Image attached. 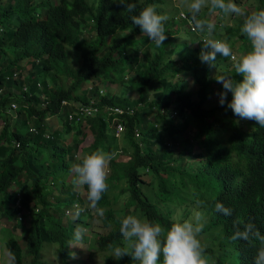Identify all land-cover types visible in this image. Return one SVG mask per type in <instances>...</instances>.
Instances as JSON below:
<instances>
[{
	"label": "trees",
	"instance_id": "1",
	"mask_svg": "<svg viewBox=\"0 0 264 264\" xmlns=\"http://www.w3.org/2000/svg\"><path fill=\"white\" fill-rule=\"evenodd\" d=\"M155 1L161 0H129L136 5L135 11L129 14L122 5L112 0H97L96 7L88 0H53L45 5V11L35 9L33 0H0V24L5 28L0 31V201L2 194L10 198L13 193L8 188L13 186L23 193L24 199L40 197L43 209L47 210L44 186H48L51 181L49 172L51 170L54 179H57L58 169L62 176L72 171L71 162L65 158L69 156L77 161V157L66 150H78L79 134L82 133L92 136L91 149L100 147L106 152L130 154L128 162H117L114 159L111 163L121 167L118 177L124 176L129 182L127 190L130 201L141 204L148 215L164 227L167 225L163 222L168 223L169 218L160 213L148 199L145 200L137 186L139 166H150L160 185L170 179H165L162 173L171 178L177 177L174 185L176 188L190 189L197 199L204 201L203 207L209 218L203 230L216 246L207 248L209 264H255L261 243L257 240L251 243L245 240L232 241L231 236L237 222L241 220L254 223L264 235V127L253 120L254 130H244L228 118L215 117L210 120L195 111H188L197 103L190 99L192 92L186 88L187 81L197 70L205 69L200 59L203 49L199 41L201 35L189 32L184 19L174 13L164 22L167 39L160 47H156L141 32L140 27L131 22L132 15L138 14ZM234 2L248 13L264 9V0ZM202 16L208 18L207 9ZM215 16L217 24L225 21L223 36L219 37L228 42L229 38L238 36L241 42H245L247 37L240 31L244 17L232 16L228 24L218 12ZM8 17L21 18L25 24H42L31 27L21 24L15 30L6 23H9ZM174 24H178L176 30H172ZM41 27L44 30L38 43L34 47L28 46L27 40ZM124 32L129 34L120 36ZM178 32L182 37H178ZM99 44L108 47L111 59L96 57L94 46ZM68 47L73 48V61L68 59L71 52ZM24 58L27 61L21 66L20 75H28L30 78L25 84L27 90H16L17 87H23L27 77L15 80L10 71L17 60ZM67 66L74 78L68 86L63 83L62 75L66 73L64 68ZM126 70L134 81L132 85L125 83L127 75L123 71ZM103 78L116 83L124 93L102 91L104 95L93 103L95 109L92 112L90 105L78 103L77 100L88 103L91 97L97 96L100 89L94 87L90 96L87 91L79 90L84 81ZM35 92H45L46 100L50 102L44 103L40 96H35ZM133 92L138 93L136 98L129 96ZM19 93L20 96L34 95L28 97L30 104L25 112L13 107L15 100L19 105L15 98ZM198 94L200 100L207 97L205 83ZM63 98L74 101L70 110L75 120L64 123V131L62 127L49 124L45 119L47 113L56 109L58 101L61 102ZM229 99H232L231 91L227 92L226 100ZM173 103L176 115L171 116L169 107ZM215 105L218 103L212 102L213 108ZM111 108L113 126L108 127L105 115L107 109ZM118 123L123 127L115 133L114 128ZM194 123L197 129L193 131L192 141L180 139L182 126ZM74 128L75 135L73 141H70L67 134ZM203 129L207 130L205 140L200 139ZM166 139L179 140L181 143L180 160L176 165H169V162L176 161L170 149L159 148L160 143ZM13 143H20V146ZM194 144L199 150L197 154L203 158L195 163L196 171L190 172L191 164H183V155L191 151ZM55 152L56 156L51 162ZM60 154L61 162L57 164ZM218 160L233 161L239 167L241 179L221 184L216 191L208 173L212 164ZM73 181L63 186L66 197L58 198L55 202L56 211L61 215L74 202H80L79 208L85 202ZM84 188L86 191L87 186ZM165 193H169L168 197L172 198L175 188L170 192L166 189ZM85 197L87 201V194ZM217 200L232 210L230 216L215 211L213 202ZM99 204L103 206L107 202L101 201ZM92 218L93 214L84 206L83 212L66 227L62 225V219L52 213L38 216L31 230L32 243L29 247L37 254L38 246L44 241L57 242L61 244L59 251L68 264V257L73 250L66 244L74 237L77 226H90ZM100 222L102 226H110L111 229L105 236L100 232L95 234L96 238L89 247L110 249L109 245L114 242L119 244V220L114 218L110 209L103 217L100 216ZM121 262L120 259L108 256L103 264Z\"/></svg>",
	"mask_w": 264,
	"mask_h": 264
},
{
	"label": "clouds",
	"instance_id": "2",
	"mask_svg": "<svg viewBox=\"0 0 264 264\" xmlns=\"http://www.w3.org/2000/svg\"><path fill=\"white\" fill-rule=\"evenodd\" d=\"M52 1L53 0H33V7L45 11V5H49ZM112 2L122 5L124 10L129 14L133 13L136 9V5L130 3L129 0H112ZM90 4L96 7L94 2ZM151 4L152 5L144 7L138 14L132 15L131 22L139 26L141 32L149 37L150 41L154 42L156 47H160L167 39L164 22L169 19V16L157 11L161 9L159 7L161 2L155 1L151 2ZM178 7L187 10V12L186 10L184 11L185 13L181 11L183 14L181 17L177 13ZM175 8H177V11H175ZM205 9L208 10L209 19L202 16ZM217 12L224 20L232 16L244 17L240 31L247 39L245 42H241V40L238 39V43L241 42L239 47L241 51H237V43H235L236 38H229L227 42L226 39L219 37L223 36L225 21L218 24L216 23L215 14ZM169 13H171L170 16L175 13L181 19H184L185 27L189 32L192 30L194 31L193 34L201 35L199 41H201L200 45H203L200 59L201 62L204 63L203 66L205 69L201 71L197 70V73L189 78L194 88L187 90L192 92L190 99L197 104L188 108V111L190 113L195 111L197 114L203 115L205 119L210 120H214L215 117L228 118L236 122V124L244 130H254L255 126L253 120L256 121L259 126L264 127V9L248 13L242 6L236 4L234 0H178L177 5L175 4L174 9L170 10ZM212 13L213 15H211ZM8 21L9 23H6L9 27H13L15 30H17L21 24L27 27L42 24H25L21 18L13 17H8ZM226 21L230 24L229 20ZM187 25L189 27H187ZM173 26L176 28L177 24ZM220 27L223 30L219 35L216 33V30ZM4 29V26L0 24V31ZM43 30L44 28L42 27L38 28L27 40V45L34 47L38 43V40H40ZM128 34L129 32H124L121 33L120 36H126ZM237 38L239 37L237 36ZM231 44L234 45L231 46ZM246 45L247 49L244 47ZM193 46L196 47L195 44H193ZM94 47L96 48L97 58H110L108 47L103 44L95 45ZM234 51L238 52V56ZM73 53L74 52L71 51L70 54H68V59L71 61L74 60L72 56ZM26 61L27 58L17 60L12 66L10 74L13 79H24L28 76L24 74L20 75L22 73L21 66L24 65ZM64 69L66 73H63V83L68 86V80L72 78V74L69 72L68 66ZM29 78L30 77H27L25 79L23 87H17L16 90H27L25 84L28 82ZM87 81L89 82L90 80ZM91 81L94 83L96 80L93 79ZM203 83L206 84L208 94L204 100H200L198 93ZM94 87L98 88L97 84ZM94 87L85 89V91L88 92V96L92 94L91 91ZM215 89L219 92L220 103L213 108L210 100ZM102 91V89L98 90L97 96L91 97L88 103L82 100H77V102L90 105L93 112V109H95L93 103L101 99L100 96L104 95ZM228 91H231L232 99L227 101ZM90 92L91 94L89 95ZM34 94L35 96H40L44 103L50 102L46 100L47 95L45 92H35ZM28 97H34V95L23 94L20 96V93L17 94L15 98L19 101V105L15 100L13 102V107L16 109L18 108V111L25 112V109L30 104ZM72 104H74L73 100L70 98H63L61 102L58 101V107L56 109L47 113L45 119L49 124H56L62 127L64 131V123L75 122L70 110V105ZM169 109L171 110V116L176 115L174 103L171 104ZM112 111L113 108L107 109L105 115V118L108 120V127L113 126L112 119L114 118H111ZM118 111H121V109H118ZM183 122L184 118L182 119V123ZM122 127L120 123L116 124L114 128L115 133L120 132ZM196 129L197 125L195 123L193 125H183L179 138L184 141H192L193 131ZM75 130L74 128L67 134L68 140L73 141ZM136 134L138 135L139 132L136 131ZM206 138L207 130L203 129L200 133V139L205 140ZM88 139L93 141L92 136L83 135L81 133L79 134L80 141L78 150H66L77 157V161L75 159L72 160L69 156L65 158L67 162H71V172L69 171L65 176H62L61 171L58 169V178L54 179L50 170L49 175L51 181H49V184L55 188L53 193L55 197L52 196L48 198V201L44 198L47 202V213L45 216L52 213V211H56L57 207L55 206V202L58 198L64 199L62 195L59 194L58 188H64L63 186H65L67 182L70 183L74 180V187L75 185L81 187L84 194H87V201L85 197L83 206L89 209L93 216L95 215L100 220V216L103 217L106 211L110 209L114 218L119 220L117 229L121 241L119 244L114 242L109 245L111 250L99 249L95 246L89 247L94 242L92 241L87 245V255H79L78 251L70 247L72 245H79L76 243L78 241H80V243L85 242V240H83L84 233L80 229L84 228L85 231H88V229L84 225L77 226L74 237L70 238L69 243L66 244L73 250V253H70L68 257V264H72L73 260L77 258L87 260L88 264H103L108 256L122 260L121 264H209L207 248L208 246L216 248V246L215 242H212L203 230L204 223H207L209 218V215L206 214L203 207L204 201L197 199V196L193 195V191L187 189L188 196L184 203L186 213L180 216V218L174 217L176 207L163 209L166 205H169V202L161 204L158 202L156 204L152 198L153 196H163L166 199H171L168 197L169 193H165V190L167 189L170 192L173 188H175V191L178 189L174 186L177 177L171 178L166 173H162L165 179H170L167 183L160 185L159 180L156 179L155 173L148 165H142L137 168L139 174L137 186L144 199H148L160 213H163L165 217L169 218L168 223L161 221L167 225L165 226L166 228L157 222L158 220L150 217L141 204L131 202L129 193L122 203L118 202L117 193L114 199L110 201L109 196L112 192L116 189L128 192L127 187L129 186V182L124 176L118 177V172L121 167H117L111 163V161L115 159L117 162L120 160L128 162L131 156L128 153H116L114 151L106 152L100 147L91 149L90 144L92 142L87 147L82 148V143ZM13 144L20 146V143ZM164 147L169 148L176 156V161L169 162V165H176L180 160L181 143L179 140L166 139L164 143H160L159 145V148ZM198 151L197 145L194 144L192 145L191 151L184 152L183 164H191L190 172L196 171L195 163L200 162L203 158L197 154ZM61 154L57 157V164L61 162ZM55 156L56 152L53 154L51 162H53ZM117 156L122 158L116 160ZM148 173H151L152 177H149L146 181L143 175H147ZM208 177L210 181L214 183L217 191L221 184L240 180L241 174L239 167L233 161L218 160L212 164L209 169ZM46 178L48 177L46 176ZM185 178L190 179L189 176H185ZM57 183H60L62 186H57ZM28 185L30 186L29 183ZM84 186H87L86 191ZM8 191L13 193L10 198H6V195L2 194L0 201V240H2L1 236L4 226H11L13 230L18 228L22 230V241H18L14 237L7 240L5 251L2 252L0 249V264H37L36 260L41 258L42 248L48 240L38 246L37 254H35L29 247V244L32 243L30 241V235L32 227L38 217L36 212H40L36 204H41L43 208L44 204L40 197L24 199L23 193L13 186L9 187ZM52 198H54V201H51ZM101 201L107 202V205H100L99 203H101ZM219 201L220 200L213 202L215 211L230 216L232 210ZM54 206L55 208H53ZM83 206L79 208L80 202L76 201L71 207L65 208V213L63 215L60 214V217H56L61 220L62 216H64L66 222L69 224L71 220L76 219L77 216L83 212ZM198 209L201 212L197 211ZM71 211H74L76 215L74 218L69 219ZM68 224L65 226L62 225L66 227ZM102 227L107 229L105 232H100V234L105 236L108 234L111 227ZM201 231L204 232V236L199 239L198 237ZM98 232L99 231H96L95 234H98ZM231 240H245L249 243L254 240L259 241L262 247L258 250L255 264H264V235L260 233L254 223L244 222L242 220L238 221L235 231L231 236ZM51 242L54 244L57 243L54 241ZM57 244L58 250H60L62 246L61 244L59 245V243ZM102 250L111 252L103 257L102 262L91 263L88 260L90 255ZM63 262L66 264L64 258Z\"/></svg>",
	"mask_w": 264,
	"mask_h": 264
},
{
	"label": "rangeland",
	"instance_id": "3",
	"mask_svg": "<svg viewBox=\"0 0 264 264\" xmlns=\"http://www.w3.org/2000/svg\"><path fill=\"white\" fill-rule=\"evenodd\" d=\"M89 2L90 3L94 2L95 3L94 5L97 4V0H89ZM160 2H162L159 6L161 9L157 10V11L162 13V14H167L170 17L171 13H169V11L174 9V5L175 4L177 5L178 0H161ZM185 10L186 9L179 8L177 11L178 15L181 17L183 15L181 13V11L184 12ZM173 12H175V11H173ZM211 15H213V13ZM228 19H226V20H228ZM187 27H189V26L187 25ZM177 28H178V24H177L176 28L173 26L172 30H176ZM222 30L223 29L220 27L216 30V33L220 35L222 33ZM179 32H178V37L181 36V33H179ZM192 32H194V31H192ZM238 39L239 38L235 39V43H237V45H236L237 51H241V50H239L241 42L238 43ZM244 47L247 49V45ZM68 49L70 51H73L72 47H68ZM237 51H234L236 53V55L238 54ZM123 74L127 75V78L125 79V83L127 85H132L134 81L129 77V75H130L129 71L128 70H126V72L123 71ZM62 75H63V73H62ZM73 80H74L73 78L69 79L68 84L70 85L73 82ZM138 83H139V81H138ZM96 84H97L99 89H102L105 92L107 91L109 93H118V94L124 93L121 90V88L117 87L116 83H110L108 78H103L101 80L97 79L94 83L91 80L89 82L88 81L84 82L79 91L81 92V90H85V89H89L90 87H94ZM186 88L187 89H193L194 88V85L191 83L190 79H188V81H187ZM91 92L89 93V95L91 94ZM124 95H127V94H124ZM129 96H131L132 98L133 97L136 98L138 96V93L133 92ZM210 102L220 103V95H219V92L217 89H215V91L213 92ZM0 123H2V120H0ZM91 142H92V140L88 139L82 143L81 147L82 148L87 147ZM121 158L122 157L117 156L116 160H120ZM146 173H147V171H146ZM149 177L150 178L152 177L151 173H148L147 175H143V178L146 181L149 179ZM45 186H44V194H45L44 198L46 199V201H48V198H50L51 196L55 197V195L53 194L55 188H51V186L48 184V186H46L47 187V193H46ZM57 186L61 187L62 185L60 183H57ZM75 189L80 191V196L82 198H85V194H84L83 190L81 189V187L75 185ZM58 191H59V194L62 195V198L66 197L67 194H66V190L64 188H58ZM116 193L118 195V202L119 203H122L128 194L127 191H119L118 189H116L114 192H112L110 194V196H109L110 201H112L114 199V197L116 196ZM187 196H188V191L185 190L184 188L180 187L179 189H177L175 191V193L171 199H166L163 196H153L152 200L156 204L158 202H160V204L164 203V202H169V205H166L163 209H166L168 207H176L174 217L180 218V216H183L186 213V209L184 208V203L186 202ZM51 201H54V198H52ZM36 207L38 209H40V212H36V215H38V216L46 215L47 211L43 209V206L41 204H36ZM53 208H55V206ZM192 209H193V207H192ZM197 211H200V210L198 209ZM52 214L54 216H58V217L61 216L58 211H52ZM75 215H76V213L74 211H71V213L69 215V219L74 218ZM140 218L144 219L143 217H140ZM62 224L64 226L68 224L66 222V218L64 216H62ZM86 228L88 229V231H85L84 228L80 229L84 233L83 240H85V242L80 243V241H78L76 243H78L79 245H72L70 247V248H74L76 251L79 252V255H82V256L87 255V253H88L87 245H88V243L94 241L95 232L96 231L105 232L107 230L106 228L101 226V222H100L99 218L96 217L95 215L93 216V218L91 220L90 226L86 227ZM203 236H204V232L201 231L198 238L201 239V238H203ZM12 237L17 239L18 241H22V230L20 228L13 230L11 226H4L3 231H2V236H1L2 240H0V249L2 252L5 251L7 240L9 238H12ZM110 253L111 252H109L107 250L97 251L93 255H90L89 256L90 259L88 258V260L91 263H100L103 261V257L107 254H110ZM36 263L37 264H64L61 253L58 250V244L57 243L54 244L51 241H46V243L44 244V246L42 248V256H41V258H38L36 260ZM72 264H88V262L85 259L77 258V259L73 260Z\"/></svg>",
	"mask_w": 264,
	"mask_h": 264
}]
</instances>
